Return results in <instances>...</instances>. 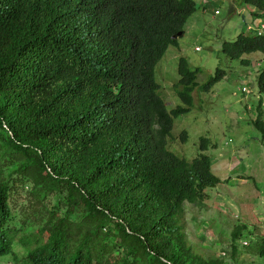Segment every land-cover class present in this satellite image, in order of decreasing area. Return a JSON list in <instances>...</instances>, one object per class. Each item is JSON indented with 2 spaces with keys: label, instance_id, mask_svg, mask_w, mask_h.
Instances as JSON below:
<instances>
[{
  "label": "trees",
  "instance_id": "16d2710c",
  "mask_svg": "<svg viewBox=\"0 0 264 264\" xmlns=\"http://www.w3.org/2000/svg\"><path fill=\"white\" fill-rule=\"evenodd\" d=\"M196 10L195 0H0V258L18 243L25 264H224L184 230L185 203L221 182L203 153L211 141L192 160L167 148L201 70L180 57L171 110L155 76ZM221 50L264 61V35L243 31ZM224 76L217 69L200 89ZM256 81L264 95V64ZM262 102L253 125L264 137ZM29 183L33 214L16 228L11 203ZM54 194L63 214L45 205Z\"/></svg>",
  "mask_w": 264,
  "mask_h": 264
},
{
  "label": "rangeland",
  "instance_id": "374dc122",
  "mask_svg": "<svg viewBox=\"0 0 264 264\" xmlns=\"http://www.w3.org/2000/svg\"><path fill=\"white\" fill-rule=\"evenodd\" d=\"M195 2L197 10L178 38L179 47L169 46L155 68L159 93L168 110L181 104L173 89L179 80L180 57L186 58L191 68L201 70L192 109L175 118L167 148L192 160L200 152V139L209 138V149L203 153L211 157L212 171L221 179L216 187L206 190L203 202L185 203L184 230L202 256L224 264H264V137L253 125L260 100L264 121V95L256 81L263 56L259 52L247 54L243 58L250 64L244 65L221 50L224 41H234L239 33L248 32L251 10L240 0ZM217 69L225 70V76L210 91L201 90L200 85ZM183 131L187 133L185 141L180 138ZM10 171L7 168L5 176ZM31 186L26 184L15 194L11 226L20 228L32 216ZM59 201L60 195L54 194L45 205L59 207L63 214L66 208ZM241 226L245 229L234 239V230ZM24 255L16 243L12 253L0 258V264H25Z\"/></svg>",
  "mask_w": 264,
  "mask_h": 264
},
{
  "label": "built area",
  "instance_id": "2783aa9c",
  "mask_svg": "<svg viewBox=\"0 0 264 264\" xmlns=\"http://www.w3.org/2000/svg\"><path fill=\"white\" fill-rule=\"evenodd\" d=\"M250 20L246 22V30L254 35H264V7L261 10L250 8ZM218 12V11H217ZM264 64V61L262 62ZM243 92H247L246 88L242 89Z\"/></svg>",
  "mask_w": 264,
  "mask_h": 264
},
{
  "label": "crops",
  "instance_id": "0c3cea01",
  "mask_svg": "<svg viewBox=\"0 0 264 264\" xmlns=\"http://www.w3.org/2000/svg\"><path fill=\"white\" fill-rule=\"evenodd\" d=\"M211 2V1H210ZM261 54V53H260ZM263 56V55H262ZM261 64H258V67H257V74H258V72H259V70H260V68H261V66H260Z\"/></svg>",
  "mask_w": 264,
  "mask_h": 264
},
{
  "label": "water",
  "instance_id": "95a60500",
  "mask_svg": "<svg viewBox=\"0 0 264 264\" xmlns=\"http://www.w3.org/2000/svg\"><path fill=\"white\" fill-rule=\"evenodd\" d=\"M181 34H179V36H180ZM174 38H177V36H174Z\"/></svg>",
  "mask_w": 264,
  "mask_h": 264
}]
</instances>
